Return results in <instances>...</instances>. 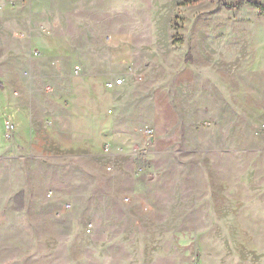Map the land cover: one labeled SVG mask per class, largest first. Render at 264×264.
Here are the masks:
<instances>
[{"label":"rangeland","instance_id":"1","mask_svg":"<svg viewBox=\"0 0 264 264\" xmlns=\"http://www.w3.org/2000/svg\"><path fill=\"white\" fill-rule=\"evenodd\" d=\"M41 18L90 55L134 39L129 128L103 157L0 158V264H264V9L0 0V57L26 69Z\"/></svg>","mask_w":264,"mask_h":264},{"label":"crops","instance_id":"2","mask_svg":"<svg viewBox=\"0 0 264 264\" xmlns=\"http://www.w3.org/2000/svg\"><path fill=\"white\" fill-rule=\"evenodd\" d=\"M62 26L41 18L32 49L38 54L31 53L26 69L18 57H0V108L16 127L11 139H0V158L103 157L112 150L105 143L129 128L115 104L133 84L134 39L114 36L90 55L95 44L80 45L67 32L61 35ZM24 32L33 39L31 30ZM121 76V84L107 86Z\"/></svg>","mask_w":264,"mask_h":264},{"label":"built area","instance_id":"3","mask_svg":"<svg viewBox=\"0 0 264 264\" xmlns=\"http://www.w3.org/2000/svg\"><path fill=\"white\" fill-rule=\"evenodd\" d=\"M34 54H38V51L35 50ZM124 78L123 77H118L115 80H110L107 82V86L108 87H114L117 84H121L123 82ZM5 127H6V136L7 138L11 139L14 136V132H15V124L11 119H6L5 121ZM153 133V129L148 127L145 129V136L146 137H151ZM109 169H112V165H109L108 167ZM128 199V198H127ZM68 207H70V205H67Z\"/></svg>","mask_w":264,"mask_h":264},{"label":"trees","instance_id":"4","mask_svg":"<svg viewBox=\"0 0 264 264\" xmlns=\"http://www.w3.org/2000/svg\"><path fill=\"white\" fill-rule=\"evenodd\" d=\"M248 1L250 3L256 5L257 7L264 9V2L263 1H261V0H248ZM190 55H191V53L189 52L188 53V56H189V60L188 61H190Z\"/></svg>","mask_w":264,"mask_h":264},{"label":"water","instance_id":"5","mask_svg":"<svg viewBox=\"0 0 264 264\" xmlns=\"http://www.w3.org/2000/svg\"><path fill=\"white\" fill-rule=\"evenodd\" d=\"M151 139H153V140H154V137H152Z\"/></svg>","mask_w":264,"mask_h":264}]
</instances>
